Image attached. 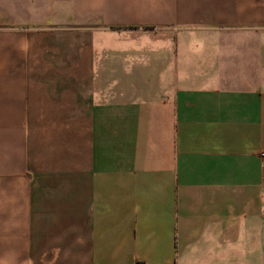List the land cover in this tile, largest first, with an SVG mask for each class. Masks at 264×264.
Here are the masks:
<instances>
[{"label": "crops", "instance_id": "crops-1", "mask_svg": "<svg viewBox=\"0 0 264 264\" xmlns=\"http://www.w3.org/2000/svg\"><path fill=\"white\" fill-rule=\"evenodd\" d=\"M264 0H0V264H264Z\"/></svg>", "mask_w": 264, "mask_h": 264}, {"label": "built area", "instance_id": "built-area-1", "mask_svg": "<svg viewBox=\"0 0 264 264\" xmlns=\"http://www.w3.org/2000/svg\"><path fill=\"white\" fill-rule=\"evenodd\" d=\"M259 156H260V157H263V156H264V154H263V153H260V154H259Z\"/></svg>", "mask_w": 264, "mask_h": 264}]
</instances>
